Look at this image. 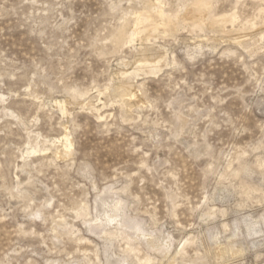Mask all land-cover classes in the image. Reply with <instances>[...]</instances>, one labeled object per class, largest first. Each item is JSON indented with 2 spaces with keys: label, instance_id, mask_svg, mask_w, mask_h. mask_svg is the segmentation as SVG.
I'll return each mask as SVG.
<instances>
[{
  "label": "rangeland",
  "instance_id": "rangeland-1",
  "mask_svg": "<svg viewBox=\"0 0 264 264\" xmlns=\"http://www.w3.org/2000/svg\"><path fill=\"white\" fill-rule=\"evenodd\" d=\"M0 264H264V0H0Z\"/></svg>",
  "mask_w": 264,
  "mask_h": 264
},
{
  "label": "bare ground",
  "instance_id": "bare-ground-1",
  "mask_svg": "<svg viewBox=\"0 0 264 264\" xmlns=\"http://www.w3.org/2000/svg\"><path fill=\"white\" fill-rule=\"evenodd\" d=\"M196 2H197V1H196ZM199 3H200V2H199ZM205 3H206V2H205ZM194 4H195V3H194ZM196 4H197V3H196ZM202 4L204 5V1H203ZM199 5H200V4H199ZM205 5H206V4H205ZM205 5H204V6H205ZM195 6H196V5H195ZM197 7H198V6H197ZM197 7H196V8H197ZM194 8H195V7H193L192 9H194ZM201 8H202V7H201ZM205 8H206V7H205ZM192 9H190V10H192ZM208 9H209V8H208ZM155 10H156V9H155ZM157 11H158V10H157ZM159 11H160V10H159ZM205 11L208 12L207 10H205ZM195 12H196V11H195ZM167 13H168V12H167ZM199 13H200V12H199ZM193 14H194V13H193ZM196 14H197V13H196ZM203 14H204V12H203ZM159 15H160V14H159ZM159 15H158V16H159ZM191 15H192V14H191ZM206 15H207V13H206ZM153 16H154V15H153ZM204 16H205V14H204ZM204 16H202V17L199 16V18L202 20V23L205 22V18H207V17H204ZM197 17H198V16H197ZM137 18H138L139 23H143V22H146V23H147V22H149V20H148L149 18H148L147 16H146V17H145V16H142V17L140 16V17H137ZM151 18H152V17H150V19H151ZM156 18L159 19V17H156ZM188 18H189V17H188ZM190 18H191V17H190ZM200 19H199V20H200ZM201 20H200V22H201ZM135 21H136V20H135ZM169 21H170V20H169ZM195 21H196V20H195ZM169 23H172V22H169ZM197 23H198V22H197ZM202 23H200V24H202ZM173 24H174V23H173ZM195 25H197V24H195ZM167 26H168V23H167ZM173 26H174V25H173ZM173 26H171V27H173ZM203 26H204V25H203ZM168 27H169V26H168ZM196 27H197V26H196ZM200 27H201V26H199V28H200ZM169 28H170V27H169ZM173 28H175V27H173ZM173 28H172V29L170 28L171 31L173 30ZM153 29H154V28H153ZM201 29H202V28H201ZM221 29H222V28H221ZM118 34H119V33H118ZM118 34H116V35H118ZM120 36H121V34H120ZM120 36H119V37H120ZM122 37H123V36H121V38H122ZM116 38H117V37H116ZM124 38H125V37H124ZM118 39H119V38H118ZM118 39H116V40H118ZM120 40H121V39H120ZM120 40H119V41H120ZM131 98H132V97H131ZM66 144H67V143H66ZM65 156H66V155H65Z\"/></svg>",
  "mask_w": 264,
  "mask_h": 264
}]
</instances>
